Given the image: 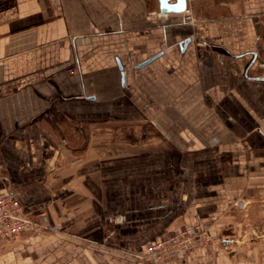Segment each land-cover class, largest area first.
Instances as JSON below:
<instances>
[{"label":"crops","instance_id":"obj_1","mask_svg":"<svg viewBox=\"0 0 264 264\" xmlns=\"http://www.w3.org/2000/svg\"><path fill=\"white\" fill-rule=\"evenodd\" d=\"M186 9L0 0V193L37 223L0 264H162L150 243L198 223L222 238L264 200V0ZM163 264H264V249Z\"/></svg>","mask_w":264,"mask_h":264},{"label":"built area","instance_id":"obj_2","mask_svg":"<svg viewBox=\"0 0 264 264\" xmlns=\"http://www.w3.org/2000/svg\"><path fill=\"white\" fill-rule=\"evenodd\" d=\"M183 13L186 21L192 20L189 10L185 8ZM35 227L37 223L32 214L14 194L0 193V246L20 239ZM217 240L206 226L198 223L150 243L146 247V254L163 264L197 249L212 246Z\"/></svg>","mask_w":264,"mask_h":264},{"label":"rangeland","instance_id":"obj_3","mask_svg":"<svg viewBox=\"0 0 264 264\" xmlns=\"http://www.w3.org/2000/svg\"><path fill=\"white\" fill-rule=\"evenodd\" d=\"M236 209L235 230L214 244L226 250L231 247L257 246L264 249V200L240 202Z\"/></svg>","mask_w":264,"mask_h":264},{"label":"water","instance_id":"obj_4","mask_svg":"<svg viewBox=\"0 0 264 264\" xmlns=\"http://www.w3.org/2000/svg\"><path fill=\"white\" fill-rule=\"evenodd\" d=\"M170 1L172 0H159V7H160L161 12H167V11L183 12L184 9L186 8V0H174L175 3H172V4L169 3ZM184 44H186V42ZM154 58L143 62L140 65V67L146 65L147 63L152 61Z\"/></svg>","mask_w":264,"mask_h":264}]
</instances>
